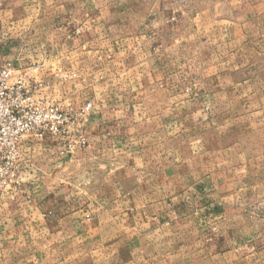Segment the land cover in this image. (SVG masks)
<instances>
[{
  "label": "crops",
  "instance_id": "0c3cea01",
  "mask_svg": "<svg viewBox=\"0 0 264 264\" xmlns=\"http://www.w3.org/2000/svg\"><path fill=\"white\" fill-rule=\"evenodd\" d=\"M248 1L199 38L178 0H0V64L41 65L48 96L92 106L84 146L23 147L20 186L0 188V264H264V216L229 211L231 152L209 131L264 122V4ZM101 161L114 192L84 198Z\"/></svg>",
  "mask_w": 264,
  "mask_h": 264
},
{
  "label": "rangeland",
  "instance_id": "374dc122",
  "mask_svg": "<svg viewBox=\"0 0 264 264\" xmlns=\"http://www.w3.org/2000/svg\"><path fill=\"white\" fill-rule=\"evenodd\" d=\"M178 2L183 9L193 15L194 32H197L198 37L200 38L202 28L199 27V22L202 21L203 17H205L206 20H208V18H210V20H217L219 6H221V10L226 9V12L222 13L221 17H228L230 10L233 8L234 0H178ZM247 2L249 4L248 0ZM259 4H264V0H259ZM224 7L226 8L224 9ZM203 11H205L206 14H203ZM208 11H210V13H208ZM244 11H242V13ZM248 11L249 9L247 8V12ZM200 45V42H196L195 44V53H199L198 55H200L201 52ZM258 64L264 66L263 61H259ZM195 66H200V58L195 62ZM72 73L73 72L66 74L68 76V78H66L67 84L77 78L72 77ZM56 79L58 78L56 77ZM82 79L85 80L82 81L83 86L89 84L87 78ZM83 94H80L79 97ZM55 95L56 94H53L52 97L48 95L47 96L51 100V102L60 105L64 109L72 108L74 110H79L82 109L84 106L90 104L89 101L84 102V104L80 103L79 97H75L74 104L70 103V96L67 97V100L65 102L59 101L60 99L57 98ZM87 97L88 96H85L83 99H86ZM261 112L262 110H259V113ZM90 113L91 108L88 110V112L86 113L83 120L78 126L79 130L85 138L86 133L84 131L83 124L86 118H88V116L90 115ZM233 115V112H231L229 117L232 118ZM216 123L214 125H211V129L209 130L210 134L215 139V141L212 142V146L215 147V144H217V135L219 137L220 133L222 135V138H218V140L222 145L224 144L226 146L227 150L231 152L230 156L225 158V163H220V166L223 167L222 170H225L222 174V177H226L228 186L222 188L221 193H227L232 196L229 211L233 212L234 210H236L237 212L241 213L244 217H249L252 215L253 217L257 218L258 216H264V152H262V150L264 151V122L262 125H259L257 123V126L253 125V127H251L249 124H243L241 127V131L240 126L234 127L231 122H228L225 125H219ZM247 127L248 129H246ZM251 128L254 129L252 133L251 131H249V129ZM47 137H49L51 140H53V142H55L54 144H56L58 148V154H69L73 152L76 147L80 146L73 144L71 152L67 151L60 153L64 150L61 139L47 133L44 135L42 140ZM73 139V137L68 136L67 138H65L64 143H68ZM40 141H33L31 145H33L35 149H37L39 145L38 142ZM234 141H236V148L238 149L237 152H240L239 150H241L242 152H248V150L253 149L258 150L259 153L262 152L263 154L262 156L253 157L252 160L249 157L239 156L240 153L238 156H234ZM211 159L216 160L217 158L213 157ZM88 166H91L92 168H87L86 172H83L80 175L81 179H78L76 187L80 189L82 197H91L92 199H94L99 195L104 194L107 190V187H110L112 189L110 181H113L114 178L111 173L106 171L104 167L106 166V164L102 161L89 162ZM93 168L94 170L96 168H99V173H92ZM21 180L22 178H20V181ZM112 192H114L113 189Z\"/></svg>",
  "mask_w": 264,
  "mask_h": 264
},
{
  "label": "built area",
  "instance_id": "2783aa9c",
  "mask_svg": "<svg viewBox=\"0 0 264 264\" xmlns=\"http://www.w3.org/2000/svg\"><path fill=\"white\" fill-rule=\"evenodd\" d=\"M41 65L21 70L12 62L0 64V188L10 191L20 186L23 147L51 134L62 141L63 152L73 144L84 146L79 124L91 108L64 109L47 96L52 85L40 77ZM74 77V74H72ZM68 78L61 76L59 80ZM68 136L74 139L64 143ZM29 138V139H27ZM31 151V150H30Z\"/></svg>",
  "mask_w": 264,
  "mask_h": 264
}]
</instances>
